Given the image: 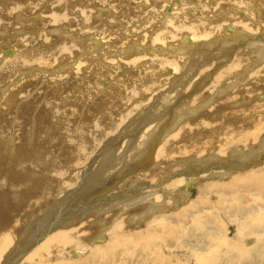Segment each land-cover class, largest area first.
Returning <instances> with one entry per match:
<instances>
[{
  "label": "rangeland",
  "instance_id": "374dc122",
  "mask_svg": "<svg viewBox=\"0 0 264 264\" xmlns=\"http://www.w3.org/2000/svg\"><path fill=\"white\" fill-rule=\"evenodd\" d=\"M91 1L75 0L78 9L61 3L64 19L55 25L42 17L46 4L15 16V29L0 17V65L20 53L54 55L47 67L34 61L0 66V264L22 251L33 255L45 241L33 239L51 224L49 236H61L59 248L54 243L33 264H264V164L234 172L264 149V80L253 85L264 63L257 65L263 72L228 88L231 75L255 61L244 62L242 50H255L223 55L217 43L204 52L177 36L168 46L186 40L178 70L167 64L174 56L128 60L149 54L153 37L179 20L208 28L227 21L222 28L230 33L226 18L243 17L233 6L196 15L200 0H117L114 8ZM169 7L175 16L165 12ZM84 12L94 13L92 21ZM249 20L252 30L264 31ZM100 28L117 30L103 38ZM118 39L125 41L123 52ZM136 42L146 51L134 50ZM14 46L17 55L3 52ZM80 64L90 84L80 69L74 72ZM20 70L43 78L24 85ZM242 95L251 102L239 104Z\"/></svg>",
  "mask_w": 264,
  "mask_h": 264
},
{
  "label": "bare ground",
  "instance_id": "6f19581e",
  "mask_svg": "<svg viewBox=\"0 0 264 264\" xmlns=\"http://www.w3.org/2000/svg\"><path fill=\"white\" fill-rule=\"evenodd\" d=\"M45 1V0H44ZM88 3L91 1V0H86ZM95 2V1H103L106 3L105 6H110V3H113L117 0H92L91 2ZM118 1H121V0H118ZM117 1V2H118ZM127 1V0H126ZM130 1V0H129ZM182 1V0H181ZM198 1V0H197ZM175 2H177L175 0ZM191 2V1H190ZM61 3L65 4V5H68V6H71V7H75L77 4L75 3V0H57L55 2H41V0H0V17H4L8 22V23H11L12 22V25H9L12 27V29H15L16 28V25L14 24L13 22V18L16 16V17H20L21 14L22 15H29V13H36V9L42 4H46L48 9H47V13L45 15H42L43 16H46L48 18V23L51 22L52 25H55L56 23L54 22H57V21H61L64 19V15L63 14H60L61 12L59 11V8L60 5H62ZM192 3V2H191ZM91 4V3H90ZM96 4V2L94 3ZM103 4V3H101ZM89 5V4H88ZM100 5V4H99ZM102 5V6H104ZM116 6V4H114ZM179 5V4H178ZM113 6V4L111 5ZM110 6V7H111ZM234 7L236 8V10L238 11V14L239 16H242L243 18H238V16L234 15V17L232 18H229L227 17L226 19H229L228 21V24H225V26L227 27L226 29L230 30V33H227L225 32V29L223 30L222 28V25H224L225 22H222V25L221 26H218V23L220 24V20L216 21L214 19H211L213 21V23H217L216 26H211L208 28V26L202 24L201 22H193V23H189V22H186L185 20H179V22L175 25V26H172V29L171 31H165V32H162L161 34H157L153 37V40H152V43L150 45V47H148V50L149 54H141L140 56H135L133 57L132 59L129 58V63L130 64H133L134 62H137L139 60H142V58L146 59V57L148 56H152L153 55H157V57H160L162 58L161 55L163 56H174V57H169L170 60H167V64H170L173 66L174 68V71L175 70H178L179 67H180V64H181V57H184L185 55L181 54V53H184L185 51H183L184 47H185V41L188 40V41H191L190 42V45L194 42H196V44L199 46V48L202 50V49H205L203 50L204 52H209L207 49L209 48V46H211V50L214 49V46L218 43L217 45V48L219 49L220 52L224 54H229V52L231 53H234L235 51L241 49V48H244V51L246 49H251V50H255L253 53L251 54H247L245 52H243L242 50V54L244 53V56L248 59H246L245 57L244 58H241L242 59H246V60H243L244 62H248L250 61L251 59L249 57H253L255 61L251 62L247 67H245L242 71L240 70H237V71H240V72H237L236 74H232L231 75V78H229V83L227 82L226 85L228 88H234L236 87V83L241 81V80H244L245 82L243 83H246L250 77L260 73V72H263V71H259L260 68L257 67V65H262L264 63V31L262 32H259V30L257 28H255V30L253 29L252 30V25L251 23L249 22V18L251 19V21L253 20L255 23L257 24H263L264 25V0H217L215 3H212V2H207V0H200V2L198 3L197 7L193 8L192 12L196 15H200V16H207V15H210V14H215L216 13V10L218 9V7L220 8H224V9H227V8H231V7ZM46 7V8H47ZM77 7V8H76ZM75 7V9H78V5ZM41 8V7H40ZM82 7H80L81 9ZM84 8V7H83ZM111 8H114L111 7ZM181 8V7H180ZM179 8V10H180ZM100 9V8H98ZM168 9V8H167ZM167 9L165 10V12L167 14H170L174 11V8L173 7H169V11H167ZM176 9V8H175ZM49 10V11H48ZM83 9L79 10V12L81 11L82 12V17H83ZM86 10V9H85ZM112 11V14H113V9H110ZM188 10L187 8V3H184L183 6H182V12H186ZM256 10V12H254ZM28 11H32V12H28ZM92 11V10H91ZM221 11V10H220ZM88 12V11H87ZM175 12V13H174ZM172 13V16H175L177 14V11H174ZM17 13V14H16ZM86 13V12H84ZM103 13V11L101 12V14ZM206 13V14H205ZM16 14V15H14ZM105 14V13H103ZM111 14V15H112ZM94 15L93 14H89V13H86L84 14V18L85 19H88L89 21H92V16ZM231 15V14H230ZM229 15V16H230ZM117 16V15H116ZM121 16V15H120ZM130 16V15H129ZM204 16V17H205ZM100 17V16H99ZM104 17V16H103ZM114 17V16H113ZM22 18V17H21ZM27 18V17H26ZM171 18V17H170ZM209 18V17H208ZM225 18V17H224ZM29 19V18H28ZM39 19V18H38ZM44 19V18H43ZM164 20V17L162 18ZM206 19V18H205ZM18 20V19H17ZM102 20V19H101ZM16 21V20H15ZM27 21V20H26ZM46 21V20H45ZM44 21V22H45ZM21 22V21H20ZM1 23V22H0ZM17 23V22H16ZM50 23V24H51ZM54 23V24H53ZM57 23H60V22H57ZM161 23V21H160ZM159 23V24H160ZM7 24V23H5ZM63 24V23H62ZM8 25V24H7ZM24 25V24H23ZM49 25V24H48ZM47 25V26H48ZM28 26V25H27ZM234 26V27H233ZM231 27V29H230ZM41 29V28H39ZM64 29V28H63ZM242 29V30H241ZM247 29V30H245ZM115 30H117V28H114V29H104V28H100L98 33H97V36L99 37H103V38H106V36H110V35H114L115 34ZM226 30V31H227ZM225 32L226 34H220L221 32ZM150 32V31H149ZM185 32V36H183V34L181 33H184ZM229 32V31H228ZM180 33V35L178 34ZM150 34V33H149ZM177 34V35H176ZM187 34V35H186ZM221 35V36H220ZM179 39H182L183 37L186 39H183L181 40L180 42V45L178 47H176L174 44H177L176 42H172L169 46H168V42H170L169 40L172 39L173 37H177ZM219 36V37H218ZM17 37V36H16ZM15 37V38H16ZM62 37V36H61ZM19 38V37H18ZM215 40H214V39ZM17 39V38H16ZM99 38L96 37V40L98 41ZM101 39V38H100ZM103 40V39H101ZM119 42L118 44H123L121 45L118 49L119 50H122L121 52H123L126 47L124 49H121L124 47V43L125 41H121V40H124V39H118ZM180 41V40H179ZM61 42V41H60ZM81 42V41H80ZM100 42V41H99ZM139 42V41H138ZM242 42L243 45L240 43ZM83 43V42H82ZM96 43V42H95ZM132 43V42H131ZM157 43V44H155ZM117 44V45H118ZM89 45V43H88ZM101 45V44H100ZM193 45V44H192ZM191 45V46H192ZM57 46V45H56ZM168 46V47H166ZM29 47V46H28ZM71 47H76L75 45H72L71 44ZM93 47V46H92ZM134 50L136 51H143L145 52L146 50L144 48H146V46H143L142 44L140 43H137L134 45ZM196 47V46H194ZM222 47V48H221ZM33 48V47H32ZM99 48H102V45L99 47L96 46V50L99 49ZM156 48V49H155ZM157 48H160L158 52H155L157 51ZM188 48V46H187ZM15 51H14V50ZM13 49H4L3 52L4 53H7L9 55H17L18 53V48H15V46L13 47ZM67 50L66 47H63L61 49H59L60 52H65ZM155 50V51H154ZM217 51V50H216ZM226 51V52H225ZM108 52V51H107ZM112 52V51H110ZM108 52V54H112ZM121 52H117V56H119L121 54ZM212 52V51H211ZM219 52V54L221 55V53ZM106 53V52H105ZM134 53V52H133ZM132 53V54H133ZM141 53V52H140ZM173 53H177V55H171ZM5 54V55H7ZM186 54V53H185ZM181 55V56H180ZM191 55L190 53L186 56L187 59H193V58H188V56ZM216 55V54H215ZM54 55L52 54H40V55H35L34 53H20L18 54V56L15 58V59H12V60H9L7 62H5L3 65H0V66H6V65H10L11 66V69H17V68H20L17 64L19 63H24L21 68H24L26 65H29L31 61H34L35 63H39L41 64V66H50V62L51 60L53 59ZM156 57V56H155ZM222 57V55H221ZM230 57V56H229ZM1 58V57H0ZM153 58V57H152ZM156 59V58H155ZM231 59V58H230ZM116 60L120 61L118 57H116ZM127 60V61H128ZM160 60V59H159ZM211 60V59H210ZM232 60V59H231ZM92 61V60H91ZM126 61V60H125ZM126 61V62H127ZM157 63H160L161 65L164 64V62H162V60L158 61L156 60ZM212 61V60H211ZM108 62H111V67H113L112 65H114V60L111 59V60H108ZM0 63H1V59H0ZM166 63V62H165ZM211 63V62H210ZM256 64V65H255ZM89 65V64H88ZM222 65V64H221ZM256 67H255V66ZM14 66V67H13ZM17 66V67H16ZM81 64L79 66H77L74 70L77 71L78 69H80V75H82V79H84V83H85V80H87V83L92 81V79L90 80V77H89V74H88V70H83L80 68ZM216 66V65H215ZM7 67V66H6ZM16 67V68H15ZM88 67V66H87ZM102 68V67H101ZM220 68V67H219ZM228 68H229V64L227 65V69L226 71H228ZM231 68V67H230ZM237 69V68H236ZM31 69H29L30 71ZM43 70H46V69H43ZM71 70V69H70ZM214 70V69H213ZM28 71V70H27ZM27 71H24V70H20V75L22 76V79L25 80L24 82V85H27L30 81H32L33 79L35 78H43L41 76H37V75H32L31 77L29 76H24ZM72 72V73H74ZM148 72H150V70H148ZM264 73V72H263ZM175 74V73H174ZM208 75V73H207ZM143 76H146L143 75ZM176 76V75H175ZM212 76V75H211ZM195 78V77H194ZM192 78V79H194ZM173 79H175V77H173ZM172 79V80H173ZM254 79V78H252ZM264 80V75H262V78L259 79L258 77V80L256 81V83H253V85L256 84V86L260 87L261 86V83L262 81ZM98 81V80H97ZM237 81V82H235ZM33 82V81H32ZM233 82V83H232ZM242 82V81H241ZM27 83V84H26ZM87 83L86 84H83V85H86L87 86ZM172 83V82H171ZM167 84V83H166ZM239 84V83H238ZM252 84V83H250ZM93 85V84H91ZM184 85V84H183ZM90 86V85H89ZM83 87V86H82ZM172 87V86H171ZM223 87V86H222ZM229 90V89H228ZM218 91V90H217ZM217 94V93H216ZM264 94H260L261 97H263ZM167 96V95H166ZM207 97V96H206ZM243 97V98H242ZM242 97H240L239 101H241L239 104L241 105H245V104H248L251 102L252 99L250 98H247L246 95H242ZM247 98V99H246ZM205 99V98H204ZM203 99V101H204ZM173 103V102H172ZM239 104L237 103L236 106H239ZM261 105V104H260ZM240 107V106H239ZM262 107V106H261ZM213 110V108L211 109ZM261 110L264 112V108H261ZM259 114V113H258ZM257 114V115H258ZM147 117V116H146ZM258 118V117H257ZM202 123V121L200 122ZM146 126V125H145ZM13 129V128H12ZM150 129V128H149ZM261 131V129L259 130ZM12 134V133H11ZM136 136V134H135ZM134 136V137H135ZM164 136V134H163ZM257 137V136H256ZM133 138V137H132ZM11 139V138H10ZM260 139V137H259ZM84 141V139H82ZM233 140H236L233 139ZM82 143V141L80 140H77L75 141V143L79 144V142ZM150 141V140H149ZM134 143V142H133ZM128 142L125 141V145H127ZM135 144V143H134ZM80 145V144H79ZM139 145V144H138ZM124 146V145H123ZM255 147V146H254ZM73 150V149H72ZM238 153H243V150L242 149H239L237 151ZM237 156H232L234 159H240L241 158V155L240 154H236ZM135 158V157H133ZM20 161L22 162V159L21 157H19ZM29 162H34L35 160H33V158H28L27 159ZM210 160V159H209ZM207 162V160H205L204 164L203 165H207L206 167H209L210 168V162L209 161ZM181 163V162H179ZM242 164V163H241ZM240 164V165H241ZM264 164V149L261 148L257 151L256 155L254 157H252L251 161L248 162L247 164L245 165H242V166H239V169L238 170H235L234 172H236V175H238V171H246L247 169H251V170H255L257 168H260L262 165ZM176 165V164H175ZM179 165V164H178ZM232 165V164H231ZM234 166V165H233ZM236 166V165H235ZM234 166V167H235ZM237 167V166H236ZM202 169V167H201ZM20 169H17V170H12V173L14 174H17V173H20L19 172ZM204 171V170H202ZM210 172V171H209ZM200 173V172H199ZM102 174V173H101ZM106 174V173H105ZM235 174V173H234ZM234 175V176H236ZM14 176V175H13ZM196 176V175H195ZM18 177V175L16 176V178ZM108 177V176H107ZM220 177V176H219ZM211 178V177H210ZM209 179V178H208ZM32 181L34 180V178L31 179ZM107 186V185H106ZM182 187V186H181ZM138 191V190H137ZM120 192V191H119ZM125 192V191H124ZM141 193V192H140ZM167 194V193H166ZM185 194V193H184ZM187 195V194H186ZM2 196V194L0 195ZM143 197V196H142ZM1 199V198H0ZM145 199V197H144ZM184 200V199H183ZM125 202V201H124ZM122 203V206L124 207L123 204L125 203ZM180 202V201H179ZM254 202V201H253ZM106 203V202H105ZM105 203L103 205H105ZM120 204V203H119ZM5 201H1L0 202V206L1 208H4L5 206ZM128 206V205H127ZM126 206V207H127ZM125 207V208H126ZM166 207V206H165ZM121 208V207H120ZM132 208V207H131ZM121 210V209H120ZM137 217V216H136ZM134 219V218H133ZM54 226V224H51L49 225L48 229L43 232L41 235V237L39 238H36L35 240L33 239L34 243L35 244H38L43 241L45 239V241L43 242V244L39 247H37L35 249V252L34 254H30L31 253V250H28L25 252L24 254V251L18 253L17 255H15L10 262H8L7 264H18V261L20 260L19 258L22 256L19 254H24V255H27L25 261L23 262V264H33V258L35 256H41V253L45 250H50V248H52V246L54 245V243L56 244V247L59 248V241H60V238L61 236L57 234V236L54 237H50L49 236V233L51 231V227ZM37 246V245H35ZM34 246V247H35ZM33 247V249H34ZM15 254V253H14ZM39 254V255H38ZM81 252H79L78 254L76 255H80ZM25 258V257H24ZM23 258V259H24ZM60 259V258H59ZM21 264V263H20Z\"/></svg>",
  "mask_w": 264,
  "mask_h": 264
}]
</instances>
